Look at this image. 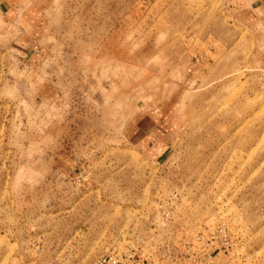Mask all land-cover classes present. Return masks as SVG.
Here are the masks:
<instances>
[{"label": "rangeland", "instance_id": "374dc122", "mask_svg": "<svg viewBox=\"0 0 264 264\" xmlns=\"http://www.w3.org/2000/svg\"><path fill=\"white\" fill-rule=\"evenodd\" d=\"M45 14L0 31V264H264V0Z\"/></svg>", "mask_w": 264, "mask_h": 264}, {"label": "crops", "instance_id": "0c3cea01", "mask_svg": "<svg viewBox=\"0 0 264 264\" xmlns=\"http://www.w3.org/2000/svg\"><path fill=\"white\" fill-rule=\"evenodd\" d=\"M50 2L51 0H0V31L8 28L10 24L23 26L30 30H41L43 22L46 21V6ZM164 120L156 123L157 126L145 133V143L148 149L154 151L165 148L162 136L168 130L164 127L166 126Z\"/></svg>", "mask_w": 264, "mask_h": 264}, {"label": "built area", "instance_id": "2783aa9c", "mask_svg": "<svg viewBox=\"0 0 264 264\" xmlns=\"http://www.w3.org/2000/svg\"><path fill=\"white\" fill-rule=\"evenodd\" d=\"M204 244H205L206 246H208V248L214 247V246H216V239H215L214 236L212 235V236H210V237L205 241ZM221 245L225 248V247H227V246L230 245V241H229L228 239L224 238L223 240H221ZM204 249H205V248H204ZM207 250H208V249H206V254H208V253H207ZM110 260H111V257H109V259H108L107 261H106V259L104 258V259H103V262H104L105 264H108ZM114 262H118V259H114V260L112 261V264H113ZM131 262H132V261H131ZM131 264H134V263L132 262ZM135 264H136V263H135Z\"/></svg>", "mask_w": 264, "mask_h": 264}]
</instances>
